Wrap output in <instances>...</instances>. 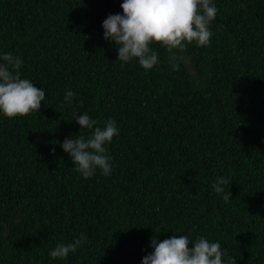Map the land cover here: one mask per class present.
Returning <instances> with one entry per match:
<instances>
[{"label": "trees", "instance_id": "16d2710c", "mask_svg": "<svg viewBox=\"0 0 264 264\" xmlns=\"http://www.w3.org/2000/svg\"><path fill=\"white\" fill-rule=\"evenodd\" d=\"M211 2L209 46L153 44L146 72L104 39L123 0H0V56L45 91L40 111L0 114V264H142L153 236L173 235L219 242L225 264H264V0ZM74 113L115 121L110 175L84 179L60 147L94 130ZM81 233L76 252L49 256Z\"/></svg>", "mask_w": 264, "mask_h": 264}, {"label": "clouds", "instance_id": "9594fccd", "mask_svg": "<svg viewBox=\"0 0 264 264\" xmlns=\"http://www.w3.org/2000/svg\"><path fill=\"white\" fill-rule=\"evenodd\" d=\"M123 14H110L102 24L104 39L114 42L118 51V61L127 63L136 59L147 72L159 63L158 54L151 48L159 44L169 53L174 49L184 50L186 44L195 42L197 47L210 44L212 32L209 24L215 19L217 9L211 0H123ZM174 59V54L172 56ZM0 114L8 119L23 117L38 112L45 91L36 87L29 79L21 78L20 68L23 61L12 53L0 56ZM123 66V65H122ZM177 65H173L175 69ZM75 93L67 91L65 103H71ZM81 129L93 130L87 138L78 135L66 138L60 147L72 158L74 171L84 179L94 175L99 169L104 175H110L111 156L107 144L118 135L113 119H109L103 128L96 126L98 121L87 113L73 114V119ZM55 150L53 149V152ZM229 181L218 177L212 188L216 194L228 201L231 193H225ZM81 233L71 243H59L49 252L55 260H63L74 253L86 242ZM154 251L142 259V264H225L219 242H210L201 236L190 246L187 236L173 235L158 242L151 238ZM231 259V258H230Z\"/></svg>", "mask_w": 264, "mask_h": 264}]
</instances>
